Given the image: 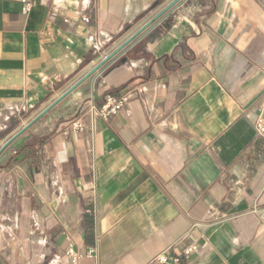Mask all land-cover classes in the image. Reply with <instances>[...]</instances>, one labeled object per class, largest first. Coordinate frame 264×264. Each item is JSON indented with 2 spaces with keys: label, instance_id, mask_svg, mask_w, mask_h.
Returning a JSON list of instances; mask_svg holds the SVG:
<instances>
[{
  "label": "crops",
  "instance_id": "obj_1",
  "mask_svg": "<svg viewBox=\"0 0 264 264\" xmlns=\"http://www.w3.org/2000/svg\"><path fill=\"white\" fill-rule=\"evenodd\" d=\"M21 1L0 0V149L173 0ZM263 97L264 0H181L0 154V264H264Z\"/></svg>",
  "mask_w": 264,
  "mask_h": 264
},
{
  "label": "built area",
  "instance_id": "obj_2",
  "mask_svg": "<svg viewBox=\"0 0 264 264\" xmlns=\"http://www.w3.org/2000/svg\"><path fill=\"white\" fill-rule=\"evenodd\" d=\"M23 5V10L29 11L30 4L26 2V0L21 1ZM125 99L116 98L111 95H106L103 100V104L100 109L95 110L94 106L91 105V110L95 111L99 117L102 119H107L111 115H116L120 109L123 107L125 103ZM67 130H72L76 132H80L83 129V124L79 118H74L67 123ZM254 129L259 137L264 138V97L262 99L261 105L258 109L257 115L254 120ZM199 251V247L195 244L187 247L180 256L170 257L166 254H160L155 257L150 264H181L182 258L186 256H190L193 253H197ZM66 257L72 264H76L83 257L93 258L96 256V251L94 249H89L85 255H81L75 250L73 244L67 248L65 252Z\"/></svg>",
  "mask_w": 264,
  "mask_h": 264
},
{
  "label": "water",
  "instance_id": "obj_3",
  "mask_svg": "<svg viewBox=\"0 0 264 264\" xmlns=\"http://www.w3.org/2000/svg\"><path fill=\"white\" fill-rule=\"evenodd\" d=\"M181 0H173L163 11H161L156 17H154L150 22H148L144 27H142L135 35L126 40L121 46H119L112 54L106 57L101 63L94 67L89 73H87L82 79L76 82L72 87H70L65 93H63L58 99L51 103L46 109H44L37 117H35L28 125H26L19 133H17L11 140H9L1 149L0 154L14 141L18 136L29 129L35 122L45 116L53 107L60 103L63 99L69 96L79 85L89 79L92 75L98 72L109 60H111L116 54H118L123 48H125L131 41H133L139 34L149 28L154 22L158 21L164 14L176 6Z\"/></svg>",
  "mask_w": 264,
  "mask_h": 264
}]
</instances>
